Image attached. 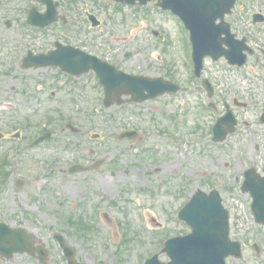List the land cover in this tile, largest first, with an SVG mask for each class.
<instances>
[{
  "label": "rangeland",
  "instance_id": "374dc122",
  "mask_svg": "<svg viewBox=\"0 0 264 264\" xmlns=\"http://www.w3.org/2000/svg\"><path fill=\"white\" fill-rule=\"evenodd\" d=\"M74 1L68 7L65 32L54 29L64 33L65 43L126 73L170 80L182 90L143 104L106 109L94 73L69 78L51 70L49 78L45 69L11 68L10 59L22 64L29 49L37 53L49 49L52 37L26 26L23 9L6 6L3 24L11 19L13 26L3 25L7 49L0 56V133L6 136L0 141V165L3 156L8 157L6 179L0 178V222L32 233L36 246L47 252L49 264H67L56 233L83 264H144L161 253L168 238L191 232L178 216L195 192L217 190L230 211L231 239L242 245V258L232 257L227 263L264 264V227L255 223L251 200L240 193L245 171L260 169L263 163L261 65L253 63L254 68L241 71L229 70L225 61L207 63L219 115L225 114L228 103L239 123L225 142L213 144L211 129L218 113H207L205 92L194 89L199 83L182 50L189 46L186 35L180 36L179 22L163 14L155 2L134 9L107 0ZM255 10V0H244L227 21L236 27L243 17L249 24L238 27L249 25L250 30ZM88 12L101 21L99 27L88 22L84 15ZM253 33L264 49V26ZM75 83L85 89L76 90ZM34 87L44 88L37 99ZM235 100L248 107H234ZM64 121L73 123L75 132ZM44 127L53 134L52 140L30 146ZM128 129L138 131L141 139L110 137ZM16 133L21 139H13ZM98 161L103 164L97 167ZM74 165L93 166L71 173ZM160 260L168 258L161 254ZM0 264L35 260L17 254Z\"/></svg>",
  "mask_w": 264,
  "mask_h": 264
},
{
  "label": "water",
  "instance_id": "95a60500",
  "mask_svg": "<svg viewBox=\"0 0 264 264\" xmlns=\"http://www.w3.org/2000/svg\"><path fill=\"white\" fill-rule=\"evenodd\" d=\"M118 2H134V0H116ZM147 3L149 0H140ZM164 8H171L174 11L188 12L193 16H201L200 10H204L208 3L215 0H194L191 8L186 0H162ZM186 1V2H185ZM210 1V2H209ZM224 2L223 0H219ZM218 2V1H217ZM190 9H193L190 11ZM226 9V7H225ZM78 53V55H77ZM54 59V58H53ZM79 52L71 48L67 51H59L55 55L54 65L61 66L64 70L80 73L86 69L79 65ZM200 62L202 58H199ZM93 68L99 75L101 84L105 87L106 106L113 104L114 98L118 104H122V96H132L131 102L142 103L148 99L158 97L168 91H177V87L162 80H152L144 77H134L116 70L115 67L99 61L97 58L91 61ZM88 67V65H86ZM90 68V67H89ZM264 182L256 184L253 178L249 177L244 188L250 190L255 197L256 217L259 222H264ZM180 217L186 220L193 227V234L182 239L171 240L165 249L172 259L169 264H225V258L230 255H240L239 245L229 241L228 213L221 205L219 194L214 191L207 196L198 192L193 200L181 212ZM14 235V234H12ZM23 237L27 238L24 234ZM15 245L16 235L13 236ZM11 237H9V241ZM4 242H7L5 238ZM22 247V245H21ZM6 248V247H5ZM67 256L73 263V252L64 247ZM15 249V247H14ZM7 247V250H14ZM25 245L22 250H26ZM28 250V249H27ZM147 264H162L157 257Z\"/></svg>",
  "mask_w": 264,
  "mask_h": 264
},
{
  "label": "flooded vegetation",
  "instance_id": "af4514ba",
  "mask_svg": "<svg viewBox=\"0 0 264 264\" xmlns=\"http://www.w3.org/2000/svg\"><path fill=\"white\" fill-rule=\"evenodd\" d=\"M9 2V5L14 7L17 6V8H21L22 4L20 1H24V0H0V56L2 55V49H3V5L6 2ZM26 3V6L29 8L32 2L30 0H25L24 1ZM5 27L7 28V20H5Z\"/></svg>",
  "mask_w": 264,
  "mask_h": 264
}]
</instances>
